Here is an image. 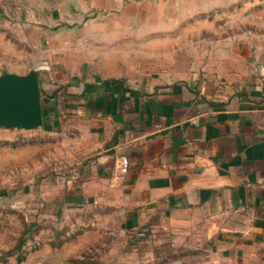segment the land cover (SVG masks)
<instances>
[{"label": "rangeland", "instance_id": "374dc122", "mask_svg": "<svg viewBox=\"0 0 264 264\" xmlns=\"http://www.w3.org/2000/svg\"><path fill=\"white\" fill-rule=\"evenodd\" d=\"M261 42L264 0H0V75L206 77ZM89 126L66 117L0 134V264L187 263L151 229L129 228L111 198L87 199L82 181L70 194L71 171L88 169Z\"/></svg>", "mask_w": 264, "mask_h": 264}, {"label": "crops", "instance_id": "0c3cea01", "mask_svg": "<svg viewBox=\"0 0 264 264\" xmlns=\"http://www.w3.org/2000/svg\"><path fill=\"white\" fill-rule=\"evenodd\" d=\"M239 46L236 66L206 77L38 70L43 125L90 123L88 169L71 171L70 194L82 181L87 199L111 198L129 228L162 236L185 264H264V42Z\"/></svg>", "mask_w": 264, "mask_h": 264}, {"label": "water", "instance_id": "95a60500", "mask_svg": "<svg viewBox=\"0 0 264 264\" xmlns=\"http://www.w3.org/2000/svg\"><path fill=\"white\" fill-rule=\"evenodd\" d=\"M42 125L38 71L0 75V128L34 130Z\"/></svg>", "mask_w": 264, "mask_h": 264}, {"label": "built area", "instance_id": "2783aa9c", "mask_svg": "<svg viewBox=\"0 0 264 264\" xmlns=\"http://www.w3.org/2000/svg\"><path fill=\"white\" fill-rule=\"evenodd\" d=\"M129 158L126 156H122L120 157V166H119V170H120V175L123 177L125 174L128 173L129 171Z\"/></svg>", "mask_w": 264, "mask_h": 264}]
</instances>
